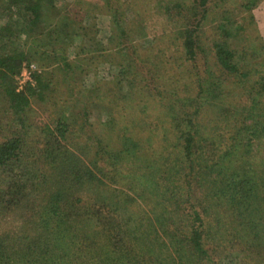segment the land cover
Returning <instances> with one entry per match:
<instances>
[{
	"label": "rangeland",
	"instance_id": "rangeland-1",
	"mask_svg": "<svg viewBox=\"0 0 264 264\" xmlns=\"http://www.w3.org/2000/svg\"><path fill=\"white\" fill-rule=\"evenodd\" d=\"M109 1L56 0L54 11L45 14L40 27L28 38L22 35L20 44L33 60L25 64L17 78L19 89L30 82L32 70L44 71L51 84L48 101H33L30 105L27 124L35 135L27 145L41 149L43 141L37 138L38 132L48 127L54 130L57 120L65 116L72 131L73 147L69 146L75 153L74 160L94 169L102 183L99 188H85L80 193L83 198L95 199L93 194L100 195V191L110 198L117 196L127 204L124 212L119 211L121 216L132 217V221L138 217L145 222L139 237L148 234V243L155 242L156 237L168 243V237L163 235L176 227L179 236L175 238L186 239L198 223L195 212L202 211H207L202 214L210 232H230L226 239L233 241L231 236L240 232L233 223L234 212L216 209L217 205L211 206L209 200L211 208L204 204L211 192L197 182L203 171L200 167L192 171L183 161L178 139L180 130L187 126L186 118L195 116L202 107L199 102L208 87L207 71H215L212 45L225 40L219 28L223 20L227 21L222 26L230 30L229 43L247 74L240 85L251 87L261 80L264 0H207L204 7L194 0ZM177 5L183 8L180 14L178 8L171 9L170 15L165 13V8ZM5 7L7 0L0 1V14ZM10 16L14 22L18 18L15 13ZM66 18L74 29L68 37L59 32L58 26L67 24ZM5 21L0 18V26ZM187 29L197 30L195 37L202 49H197L194 59L187 56L183 47L182 33ZM53 49L67 52L65 59L72 64V70L59 65L63 59L55 60ZM34 52L41 54L33 56ZM214 80L225 87L223 99L216 101L222 106L204 108L200 114L206 132L224 134V125L236 110L228 103L240 79L217 72ZM244 102L237 106L239 110ZM5 110L0 96V142L7 132ZM13 170L1 181L12 184L18 180L16 169ZM6 187L1 191H6ZM13 211L15 214H11ZM13 211L8 217L0 216V235L12 238L23 231L24 220ZM260 218L255 222L259 225L263 253L245 260V264H264V206ZM215 236L214 242L221 241Z\"/></svg>",
	"mask_w": 264,
	"mask_h": 264
},
{
	"label": "trees",
	"instance_id": "trees-1",
	"mask_svg": "<svg viewBox=\"0 0 264 264\" xmlns=\"http://www.w3.org/2000/svg\"><path fill=\"white\" fill-rule=\"evenodd\" d=\"M55 1L7 0L8 7L0 14L3 21L6 19L0 26V96L8 115L4 120L7 132L0 142V216L8 217L9 212L16 210L24 220L21 234L12 238L0 235V264H245V260L261 255L263 244L259 243V225L255 219L262 218L264 206V146L261 143L264 142V72L255 85H240L247 74L243 73L242 60L229 43L228 26H222L227 20L219 27L225 40L212 45L215 71H207L208 87L199 102L202 107L195 116L186 118L187 126L180 130L178 148L192 171L196 167L203 171L197 174V182L209 187L211 192L204 204L209 200L211 206L217 205L216 209L234 212L233 223L240 232L231 236L233 241L226 239L230 232H210L202 214L207 211H202L195 212L199 224L193 226L186 239L175 238L179 236L176 227L163 235L168 237V243L157 237L152 239L155 242L148 243V234L139 237L145 222L138 217L132 221V217L121 216L119 211L124 212L127 204L117 196L110 198L102 191L100 195H92L95 199L80 195L85 188L102 183L94 169L74 160L75 153L69 146L73 147L69 119L61 116L54 130L48 127L38 132L37 138L43 141L41 149L27 145L35 135L27 124L30 105L33 101L47 102L51 84L45 79L44 71L32 70L30 82L19 89L17 78L25 64L33 60L20 42L22 35L28 38L40 27L46 13L54 11ZM206 2L194 0L202 7ZM180 6L167 7L169 12L165 13L170 15L171 9L178 8L180 14L183 10ZM14 13L18 17L15 22L10 16ZM205 17L206 13L201 19ZM67 20V24L58 26L59 32L68 37L74 29ZM123 31V35L128 33L125 28ZM196 31L187 29L182 33L183 47L190 59L200 49ZM40 54L34 52L33 56ZM52 54L55 60L63 59L59 65L72 70V64L65 59V50L53 49ZM217 72L240 79L234 93L231 91L233 99L228 106L236 110L233 118L225 123L224 134L214 130L206 132L200 114L204 108L222 106L216 101L223 99L225 87L222 82H215ZM243 101L239 110L237 106ZM14 168L19 179H14L12 184L2 182V177L13 173ZM6 185V191H1ZM174 224L178 223L174 220ZM149 234L153 235V231ZM215 234L221 241L212 240Z\"/></svg>",
	"mask_w": 264,
	"mask_h": 264
}]
</instances>
